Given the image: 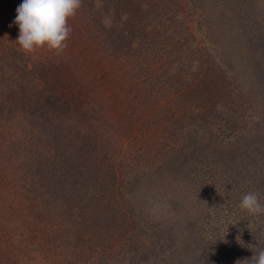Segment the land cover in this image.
<instances>
[{
  "label": "rangeland",
  "instance_id": "obj_1",
  "mask_svg": "<svg viewBox=\"0 0 264 264\" xmlns=\"http://www.w3.org/2000/svg\"><path fill=\"white\" fill-rule=\"evenodd\" d=\"M123 1L82 0L56 55L26 54L16 41L23 0H0V264H184L196 219L207 233L220 228V264H252L236 250L255 217L230 233L241 216L224 221L198 172L215 148L239 157L263 146L264 93L250 92L240 58L264 53V0ZM113 23L127 36L111 34ZM234 108L243 122L230 127ZM210 140L188 174L166 166ZM27 145L48 153L51 172L67 156L84 174L77 194L95 199L72 207L43 167L25 170Z\"/></svg>",
  "mask_w": 264,
  "mask_h": 264
},
{
  "label": "trees",
  "instance_id": "obj_2",
  "mask_svg": "<svg viewBox=\"0 0 264 264\" xmlns=\"http://www.w3.org/2000/svg\"><path fill=\"white\" fill-rule=\"evenodd\" d=\"M119 1V2H118ZM117 2L120 5H123V0H117ZM117 3V6L119 7ZM106 2L103 3V7L105 6ZM129 5H126V7H131ZM125 6V5H123ZM121 7V6H120ZM119 7V8H120ZM107 8V5L105 6V9ZM137 10L141 8V6H136ZM136 17H131V23L136 22ZM129 21V17L127 18ZM111 34H119L122 32L121 37H126L127 34L124 33L126 30L125 27L122 25H115V23L111 24L107 27ZM107 29V30H108ZM119 30V32H117ZM262 35V32H260ZM243 40V38H242ZM250 48V47H249ZM252 52V51H251ZM264 52V50H263ZM253 55H245V57L240 58L241 62V69L243 77L246 79L247 84L250 86L248 88L251 93H264V53L257 55H254V52H252ZM206 72V70H205ZM207 76L209 75V72L205 73ZM202 75V74H201ZM246 93H248L250 96H252V99H256V96L254 94L249 93L247 89ZM258 90V91H257ZM218 93L220 95L224 94L226 91L223 89V85L219 83ZM257 91V92H256ZM225 98V97H224ZM226 103H231V108L238 107L241 105V102H243L242 99H238L237 97H234L233 95L229 94L228 97L225 99ZM242 106V105H241ZM234 108V110H231L230 112L233 113L231 116H229V119L232 120L228 123L230 127L235 123V126H241L242 125V118L238 115H235V113L240 112L239 109ZM260 135V131L258 136ZM257 136V135H253ZM217 138V136H216ZM263 138V146L261 148H253L249 152V155H241L239 157L236 156L235 152L238 150L237 147L226 148V149H217L215 148L214 151H216L214 159L206 161L208 165L204 164V161L201 160V158L204 156L205 149L208 148V146H212V141H208V144L206 143H199L197 147L191 152V154H188V151H181L180 155L175 156V160L172 162V164L169 165L167 163V167L170 168L172 172L177 174V171L179 174H188L190 171V164H189V158L191 156H196L200 154V158L197 157V160L202 161L204 165H201V170H199L200 176L203 177L206 184L209 185V190L211 191L212 197H220L219 204H215L212 202L213 205H215L216 209H220L222 213V217L224 221L226 222V218L235 219V217H238L237 215L241 216V218L238 217L240 220V224L238 222H233L231 225L230 233H235V231L240 235L242 231V227L244 225H250V217L254 216L255 221L252 222V226L250 230H246L245 235L243 238L246 244L239 245V249L236 250L237 254L239 253L238 258L239 259H245L247 261L252 262L251 258L255 254V252H259L260 249L264 248V214L261 215H250L247 213L246 210H241L239 205L242 200V197L249 193L254 192L258 195L260 202L264 204V163L262 162V159L264 158V133H262ZM198 143V142H197ZM262 145V144H261ZM252 147V146H251ZM231 148V149H230ZM27 150L33 153L30 155V165L26 167L25 170H30L32 166H40L44 169L41 171L39 177H48L53 180H57L60 186L59 189L61 191L59 193L63 194V196L67 195V201L74 203L82 202L84 200H94L95 198H92V196H88L87 194L79 193L77 194L78 190L81 189V186H77V183L74 182V180H78L79 177L84 178L83 172H81V169L78 165L69 162L67 156H63L60 160L64 164L62 166V170L51 172L49 167V163L47 162L48 159V153L46 154V157L42 155L41 152H39L38 148H35L33 145H27ZM51 157V156H49ZM55 158V157H54ZM60 158V156L58 157ZM52 158H49L51 160ZM191 159V158H190ZM172 161V160H170ZM172 166V167H171ZM206 168H205V167ZM210 166V168H208ZM29 171H26V174H28ZM42 175V176H41ZM39 180V179H38ZM85 180V179H84ZM40 181V180H39ZM70 183L71 185L68 186L66 183ZM93 187L99 184V182H92ZM67 185V186H66ZM97 187V186H96ZM204 187V185H203ZM204 190L206 188H203ZM206 191V190H205ZM208 191V190H207ZM77 194V195H75ZM79 196V197H78ZM213 197V198H214ZM213 198H211L213 200ZM210 200V198L208 197ZM211 202V200H210ZM84 206V205H83ZM83 206H78L77 209L83 208ZM73 207V206H72ZM75 215L77 213L73 212ZM82 215V214H81ZM99 216V215H98ZM79 219V218H78ZM89 219L91 217L89 216ZM227 219V221H229ZM203 221L200 219H196L192 222V228H187V245L189 246L185 252L187 253V256H185L187 261H184V264H220V257L222 256V249L224 247L225 238L224 237H218V244L213 245L212 241L217 237V231L220 230L219 227L212 228L211 227V234L205 232L203 230V226L201 225ZM228 224V223H227ZM198 227V228H196ZM79 227L76 229V232L78 235L79 233ZM89 231H92L93 233H97L95 230L90 229ZM231 234V235H232ZM233 236V235H232ZM234 237V236H233ZM237 239V238H236ZM242 240V242H243ZM244 243V242H243ZM253 243V244H250ZM178 248V247H176ZM254 250V251H253ZM173 252V251H172ZM178 253V252H177ZM175 254V252H174ZM179 254V253H178ZM232 261H230L231 263ZM163 264H169L163 262ZM180 264L182 262L180 261Z\"/></svg>",
  "mask_w": 264,
  "mask_h": 264
},
{
  "label": "clouds",
  "instance_id": "obj_3",
  "mask_svg": "<svg viewBox=\"0 0 264 264\" xmlns=\"http://www.w3.org/2000/svg\"><path fill=\"white\" fill-rule=\"evenodd\" d=\"M81 6L82 0H23L15 18L19 27L18 45L26 54L43 48L62 54L72 33L68 21ZM239 207L250 215L264 214V204L254 192L245 194ZM254 253L252 264H264V248Z\"/></svg>",
  "mask_w": 264,
  "mask_h": 264
}]
</instances>
